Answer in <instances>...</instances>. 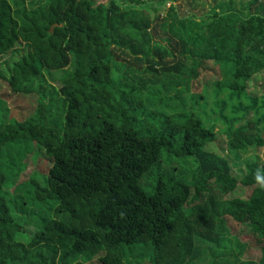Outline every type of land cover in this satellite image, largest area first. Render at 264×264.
Wrapping results in <instances>:
<instances>
[{
    "label": "trees",
    "instance_id": "trees-1",
    "mask_svg": "<svg viewBox=\"0 0 264 264\" xmlns=\"http://www.w3.org/2000/svg\"><path fill=\"white\" fill-rule=\"evenodd\" d=\"M99 1L0 0V67L14 56L0 111L29 101L24 119L0 116V264H199L205 250L264 264V94L247 92L264 0L187 15L178 0ZM219 125L237 176L210 150ZM29 157L41 181L5 190Z\"/></svg>",
    "mask_w": 264,
    "mask_h": 264
},
{
    "label": "rangeland",
    "instance_id": "rangeland-1",
    "mask_svg": "<svg viewBox=\"0 0 264 264\" xmlns=\"http://www.w3.org/2000/svg\"><path fill=\"white\" fill-rule=\"evenodd\" d=\"M227 0H178L176 2V6H179V11L182 15L191 14L194 12L199 13H205L210 9H213L216 7L219 3L226 2ZM234 3H237L238 0H232ZM106 3L107 0H100L99 3ZM171 4L169 3L167 5V9L165 14L168 13V10L170 9ZM2 63L5 64V67H0V73L5 70L9 69V65L11 62L14 61V56L12 54H6L4 57L1 58ZM4 73V72H3ZM5 74L4 76H6ZM48 80L53 83L55 86L60 87L64 84V81L67 79L63 73H47ZM211 77L210 73H204L201 77V80L204 82H208ZM2 78V77H0ZM247 92L248 94L260 97L262 94H264V71L254 76L250 81L247 83ZM4 94H9V89L5 85L4 81L0 79V96H4ZM2 100V106L3 109L0 111V116H8V112H13L11 117H14L16 119L18 118H25L26 112L24 111V108L28 105L29 101L26 103L25 100L23 102L22 99L20 101L18 100L15 102L16 99H5ZM6 100V103L4 102ZM23 102V104H21ZM14 106V107H13ZM13 110V111H12ZM11 115V114H10ZM222 126L219 125V127L216 129L218 131V137L217 141L210 145V150H213L215 152L221 153L222 155L226 156L232 166V170L234 172V175H238V168L243 167V158L240 157L238 154L236 155L233 153L232 150H230L229 143L230 139H228L226 136H224L221 133ZM264 150L260 152V156L264 158ZM23 167L20 171H17V173H11L10 171L6 172V178L9 180L8 185L6 186L5 190L15 192L17 187L25 182L26 180H29L31 177L37 178L39 181H41V177L39 176L40 173L46 174V163L45 160L42 158H35V157H29ZM234 225L233 222H231V225ZM24 234L26 235L25 239H22L24 242H27L29 238L31 237L32 233L34 232V228L32 227H25ZM241 241L248 242L250 244L249 247V254L248 258L253 261H259L261 258V253L259 252V248L257 246L256 240L250 235V234H241ZM212 251L205 250L203 253V257L201 258V261L199 264H212L213 259L211 257Z\"/></svg>",
    "mask_w": 264,
    "mask_h": 264
}]
</instances>
